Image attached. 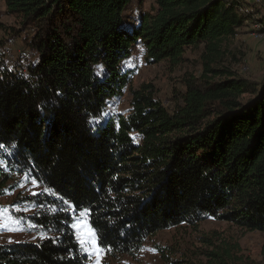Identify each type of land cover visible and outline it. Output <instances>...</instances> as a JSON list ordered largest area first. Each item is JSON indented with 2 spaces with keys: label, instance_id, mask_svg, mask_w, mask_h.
Here are the masks:
<instances>
[{
  "label": "trees",
  "instance_id": "1",
  "mask_svg": "<svg viewBox=\"0 0 264 264\" xmlns=\"http://www.w3.org/2000/svg\"><path fill=\"white\" fill-rule=\"evenodd\" d=\"M144 1L0 0L32 54L27 70L0 59V195L14 173L48 190L26 197L46 238L1 245L0 264H88L80 212L111 254L206 219L264 232V81L239 75L228 46L251 18L245 3ZM198 49L203 73L172 107L150 83L133 88L137 51L175 67ZM126 90L129 108L112 111Z\"/></svg>",
  "mask_w": 264,
  "mask_h": 264
},
{
  "label": "rangeland",
  "instance_id": "2",
  "mask_svg": "<svg viewBox=\"0 0 264 264\" xmlns=\"http://www.w3.org/2000/svg\"><path fill=\"white\" fill-rule=\"evenodd\" d=\"M245 6L241 11L250 14L247 25L240 29L239 34L230 42L229 49L237 53L238 63H232V68L247 81L257 84L264 81V0H243ZM151 0H145L142 9L150 8ZM138 4H133L131 15H138ZM5 7L0 2V23L6 29L0 28V59L10 67L27 70L32 54L23 40L28 31H22L19 21L5 14ZM16 29L17 31L13 30ZM202 49V48H201ZM201 49L188 50L186 61L172 66L166 61L148 63L143 51H137L128 62L135 67L133 88L142 84H152L157 97L166 106L174 105L175 95L185 91L184 80L190 75L199 76L203 73ZM11 54V55H10ZM224 65L230 66L228 60ZM131 96L129 90L113 103L112 111L123 113L129 108ZM28 174L14 173L0 195V208L5 210L0 218V246L13 243H38L47 234L39 229L31 216L35 205L27 202L26 197L48 192ZM11 217V219H7ZM88 214L80 212L73 215V227L76 239L88 264H221L219 258L209 255L218 251L224 255L228 264H264V232L246 231L227 221L206 219L198 224L184 223L155 233L148 237L141 248L134 254H111L102 249L96 240L93 244L81 245L84 232L92 229ZM85 225L87 227L82 228ZM12 230L9 231L8 228ZM93 230V229H92ZM95 232V231H94ZM208 236L215 242L209 246L202 237ZM99 245V250L96 248ZM228 254H224V252Z\"/></svg>",
  "mask_w": 264,
  "mask_h": 264
},
{
  "label": "snow or ice",
  "instance_id": "3",
  "mask_svg": "<svg viewBox=\"0 0 264 264\" xmlns=\"http://www.w3.org/2000/svg\"><path fill=\"white\" fill-rule=\"evenodd\" d=\"M32 183L35 184L36 181L33 180ZM33 194L37 195V193H33ZM4 213H5V210L3 208H0V218L4 217ZM7 219H11V217H7ZM73 227H76V225L74 224ZM81 227L84 228L87 226L82 225ZM8 230L12 231V230H16V229H12L11 227H9ZM94 241H95V232H94V230L89 228L87 231L84 232V236H83V238H81L80 243L82 246H84L85 244H93ZM95 246L99 250V245L96 244Z\"/></svg>",
  "mask_w": 264,
  "mask_h": 264
},
{
  "label": "bare ground",
  "instance_id": "4",
  "mask_svg": "<svg viewBox=\"0 0 264 264\" xmlns=\"http://www.w3.org/2000/svg\"><path fill=\"white\" fill-rule=\"evenodd\" d=\"M11 55V54H10Z\"/></svg>",
  "mask_w": 264,
  "mask_h": 264
}]
</instances>
